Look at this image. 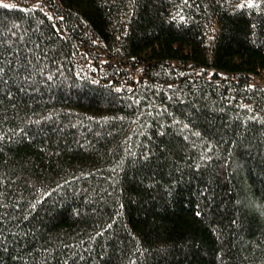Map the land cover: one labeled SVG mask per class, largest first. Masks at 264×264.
Masks as SVG:
<instances>
[{
  "label": "trees",
  "instance_id": "16d2710c",
  "mask_svg": "<svg viewBox=\"0 0 264 264\" xmlns=\"http://www.w3.org/2000/svg\"><path fill=\"white\" fill-rule=\"evenodd\" d=\"M33 5L0 2V264H264V0Z\"/></svg>",
  "mask_w": 264,
  "mask_h": 264
},
{
  "label": "snow or ice",
  "instance_id": "6c2138e0",
  "mask_svg": "<svg viewBox=\"0 0 264 264\" xmlns=\"http://www.w3.org/2000/svg\"><path fill=\"white\" fill-rule=\"evenodd\" d=\"M0 2H2V0H0ZM247 3L249 5H255V4L260 3V0H247ZM38 4H39V0H37V5H33V7L38 6ZM49 15H51V14L49 13ZM2 60H3V56L0 55V61H2ZM4 70H5V68H4L3 64L0 63V72H3ZM9 95H11V93H9ZM197 214L199 215V213H197Z\"/></svg>",
  "mask_w": 264,
  "mask_h": 264
}]
</instances>
